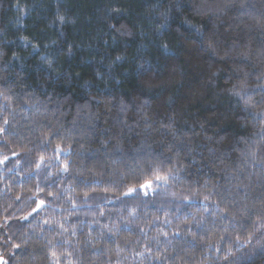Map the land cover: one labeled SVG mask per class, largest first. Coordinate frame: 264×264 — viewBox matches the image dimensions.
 <instances>
[{
    "label": "clouds",
    "instance_id": "1",
    "mask_svg": "<svg viewBox=\"0 0 264 264\" xmlns=\"http://www.w3.org/2000/svg\"><path fill=\"white\" fill-rule=\"evenodd\" d=\"M146 16L170 34L165 67L140 68L148 85L114 120L0 76V147L30 145L0 174V264H264V0H156ZM178 92L204 101L195 127Z\"/></svg>",
    "mask_w": 264,
    "mask_h": 264
},
{
    "label": "trees",
    "instance_id": "2",
    "mask_svg": "<svg viewBox=\"0 0 264 264\" xmlns=\"http://www.w3.org/2000/svg\"><path fill=\"white\" fill-rule=\"evenodd\" d=\"M155 3L156 0H0V76L7 75L10 86L22 84L39 100L45 98L44 94H55L57 99L69 102L73 110L84 105L85 111L100 114L101 124L105 116L114 120L137 89L142 84L147 87L152 73L142 74L140 68L146 62L154 69L165 67L163 53L155 45L167 43L170 34L153 36V21L146 16ZM108 7L118 8L121 13L106 16ZM58 14L67 22L57 20L50 26ZM3 83L0 81V85ZM177 95L184 110L181 119L195 127L196 113L202 111L204 101L194 95ZM113 104L116 108H112ZM22 147L30 145L13 142L7 151L0 147V156L8 155L14 162ZM12 151L18 155L11 156ZM70 154V149L62 153ZM9 161L0 165V174L10 166ZM13 183L8 181L9 185ZM21 187L16 183L14 192ZM4 188L0 180V204L6 195ZM107 203L109 208L116 204L114 200ZM240 264H249L248 258H242Z\"/></svg>",
    "mask_w": 264,
    "mask_h": 264
},
{
    "label": "snow or ice",
    "instance_id": "3",
    "mask_svg": "<svg viewBox=\"0 0 264 264\" xmlns=\"http://www.w3.org/2000/svg\"><path fill=\"white\" fill-rule=\"evenodd\" d=\"M7 123H8L7 120L3 121V124H7ZM4 132H5L4 127L3 126H0V134H2ZM57 149L59 151H63V149L59 145H57ZM59 151H58V153H59ZM17 155H18L17 152H15V151L11 152V156H14L15 157ZM39 159H40V161H43L44 160V157L43 156H40ZM6 161H9V156L8 155L0 156V165H4ZM65 167H66V165H65ZM156 179L157 180H160V179H162V177L159 176V175H157L156 176ZM139 190L141 192H143L145 196H147L150 191H154L153 182L151 180H145L143 183H141L139 185ZM136 191H137V187L136 186H130V187H128V189L124 193V195H130V194L135 193ZM16 199L19 200L20 197L17 196ZM205 199H207V197H205ZM44 204H45V201H43V200L36 201V207L32 209V213H35L38 210H40L44 206ZM32 213H30L29 215H31ZM25 218H27V217H25ZM175 234L178 235L179 233H175ZM217 251H219L218 248H217ZM224 259L226 260L227 257H224Z\"/></svg>",
    "mask_w": 264,
    "mask_h": 264
}]
</instances>
